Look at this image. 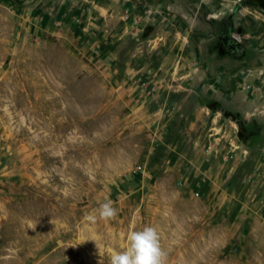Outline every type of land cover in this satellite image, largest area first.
<instances>
[{
	"label": "rangeland",
	"instance_id": "1",
	"mask_svg": "<svg viewBox=\"0 0 264 264\" xmlns=\"http://www.w3.org/2000/svg\"><path fill=\"white\" fill-rule=\"evenodd\" d=\"M14 4L0 0V264H109L144 226L165 264H264V74L230 19L192 32L213 50L196 75L165 76L121 13Z\"/></svg>",
	"mask_w": 264,
	"mask_h": 264
},
{
	"label": "crops",
	"instance_id": "2",
	"mask_svg": "<svg viewBox=\"0 0 264 264\" xmlns=\"http://www.w3.org/2000/svg\"><path fill=\"white\" fill-rule=\"evenodd\" d=\"M12 1L18 9L22 7L24 12L28 9L29 15L40 14L47 18L56 14L62 20L75 4V0H49L47 3L44 0ZM92 2L93 6L83 4V8L116 16L121 13V19L116 20L121 29H130L136 23L141 24L147 35L143 37L149 38V45L153 49L158 45V52L163 55V65L166 60L172 61V67L166 68L165 76L172 73L171 71H184L191 75L198 73L196 62L199 52L204 48L207 55H213V50L209 46L210 37H205L206 40L200 49L198 42L192 37V32L198 29L210 30L212 22L221 18L230 19L226 24H233V27H237L238 34L250 40L248 45H252L255 53L253 61L257 62L254 74L256 76L264 74V6L255 9L245 5L242 0H92ZM112 19L113 17L110 21ZM96 29H101L97 23L92 30ZM118 32L116 27L109 36V42L118 43L121 37ZM221 36L225 37V34ZM159 68L164 70L162 66ZM224 79L226 82H232L227 76ZM226 82L223 87H226ZM255 87L261 90V86Z\"/></svg>",
	"mask_w": 264,
	"mask_h": 264
},
{
	"label": "clouds",
	"instance_id": "3",
	"mask_svg": "<svg viewBox=\"0 0 264 264\" xmlns=\"http://www.w3.org/2000/svg\"><path fill=\"white\" fill-rule=\"evenodd\" d=\"M116 215L117 210L111 201L100 204L98 209L99 219L110 220L115 218ZM89 219L95 222L97 216L93 215ZM127 241L128 244L123 250L109 254V264H165L167 254L161 248L160 237L154 227L144 226L140 230L129 232ZM97 246L102 256L103 249L98 243Z\"/></svg>",
	"mask_w": 264,
	"mask_h": 264
},
{
	"label": "flooded vegetation",
	"instance_id": "4",
	"mask_svg": "<svg viewBox=\"0 0 264 264\" xmlns=\"http://www.w3.org/2000/svg\"><path fill=\"white\" fill-rule=\"evenodd\" d=\"M220 43L224 46H228L231 50H236L237 49V43L233 42H227L224 38V36L220 37Z\"/></svg>",
	"mask_w": 264,
	"mask_h": 264
}]
</instances>
